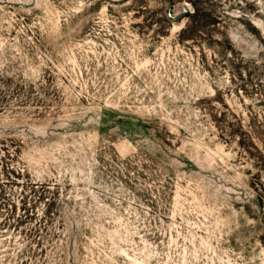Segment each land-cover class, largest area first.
I'll return each mask as SVG.
<instances>
[{
    "label": "rangeland",
    "instance_id": "rangeland-1",
    "mask_svg": "<svg viewBox=\"0 0 264 264\" xmlns=\"http://www.w3.org/2000/svg\"><path fill=\"white\" fill-rule=\"evenodd\" d=\"M0 264H264V0H0Z\"/></svg>",
    "mask_w": 264,
    "mask_h": 264
},
{
    "label": "trees",
    "instance_id": "trees-1",
    "mask_svg": "<svg viewBox=\"0 0 264 264\" xmlns=\"http://www.w3.org/2000/svg\"><path fill=\"white\" fill-rule=\"evenodd\" d=\"M21 179V178H18ZM19 201L9 202L3 198V203L1 209L5 212V220L8 228L10 227L11 221L15 222L16 224H22L23 222H27L28 219H33L35 225L29 229L31 235H35L38 233L41 228L39 222L36 221H43L44 219H51V216L56 214L59 215L58 212L54 213L51 210V207L54 206L56 203V198L53 197V189H60L56 182L51 183H35L29 179H21L19 180ZM20 204L18 210L22 211L23 213L17 214V204ZM54 204V205H53Z\"/></svg>",
    "mask_w": 264,
    "mask_h": 264
}]
</instances>
